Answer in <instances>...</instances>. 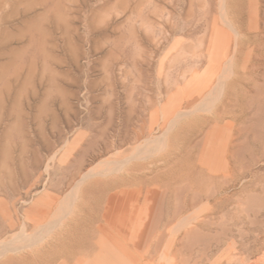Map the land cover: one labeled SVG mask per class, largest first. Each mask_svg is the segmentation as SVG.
<instances>
[{"label": "rangeland", "instance_id": "1", "mask_svg": "<svg viewBox=\"0 0 264 264\" xmlns=\"http://www.w3.org/2000/svg\"><path fill=\"white\" fill-rule=\"evenodd\" d=\"M249 1L251 34L231 61L220 0H0V206L66 199L44 238L87 200L67 172L120 175L180 151L186 134L212 152L133 186L118 229L79 253L66 235L54 264H264V0ZM18 217L1 249L27 241Z\"/></svg>", "mask_w": 264, "mask_h": 264}, {"label": "bare ground", "instance_id": "2", "mask_svg": "<svg viewBox=\"0 0 264 264\" xmlns=\"http://www.w3.org/2000/svg\"><path fill=\"white\" fill-rule=\"evenodd\" d=\"M219 4L221 7V12L225 17L224 22L231 27L232 31L235 32V36L230 35L228 38L229 45L233 37L235 40L234 56L230 59L231 61H233L237 57V54L240 51V46L241 45L243 46L244 44V43L241 44L244 40L241 38L243 37L242 34L247 36H250L248 34H251L247 31L246 20H245L246 15L250 10L249 9L250 1L220 0ZM228 56H229V52L226 49L224 50V53L221 55V58L222 57L226 58ZM235 67L238 66L236 65ZM238 70H235L234 68L233 72L234 73L235 71L238 72ZM231 74L229 73L228 75ZM222 76H224V74H222ZM185 115L186 113L178 112L175 116V119L172 121L178 123L185 122L184 119L185 120L187 119V116L186 118H184ZM202 120L209 123V120L207 119H202ZM186 121L189 124H193L190 123L191 120L189 122L188 120ZM182 126L184 125L182 124ZM185 127L186 128L184 129H187V124ZM191 130L192 128L190 129V131ZM186 136L188 140L186 142L188 143H185V146L180 148L181 149L180 151L171 152V154H169L168 156L166 155L160 156L158 158L153 159L150 163L132 162L127 165L125 164L124 166H122L124 170L122 171L121 174L119 173L120 175H114L116 174L114 172H116L117 170H110V169L104 171L74 170L71 173L67 172V174L70 176L68 182L69 185L71 184L74 185V188L79 192V194L80 193L84 194L87 200L85 199V202L84 200H82L81 204H76L77 205L76 208L74 207V209L71 211L72 216H70L67 222L63 224V226L58 230V232L54 236L52 237L50 236L51 238L49 237L44 238V235L49 230H52V226L49 225V223L51 222L52 218L53 219L55 218L54 216H56L58 213L64 210L66 199H60V197L55 195L54 193L51 194L48 193L46 199L40 198L33 205L27 208L18 209V207L16 208L15 204H13V207L11 206L12 209H10L5 205L0 206V212L3 216V220L5 221V223L0 221V236H2L5 231H9V230L15 231V229H17L18 227L17 225L19 224L18 216L20 212L22 213L23 220L20 223L21 225H19L20 226L19 229L24 235L26 234L27 236L26 242H20L18 241L20 239L19 235H14L8 243L4 244L2 249L0 248L1 249L0 264H54V262H56V259L58 258L59 255V251H57L59 249L58 245L61 244V242L63 241L64 242L62 244L66 242V235H68V238H70L69 239L70 245L73 251L75 252L79 253L83 250H88V249L92 250L93 248H95L98 240L97 236H99L100 234L106 235L109 232L108 231L109 228L112 230L118 229L120 225H122V223L124 222V220L119 219L121 217L119 213L127 215L128 208L120 209V203L124 201L125 197H129L131 195L130 190L133 186L136 185L147 186L151 184H160L162 183L160 182L161 177L166 176L167 174H173L175 170H179V169L182 170L183 166L192 165V162H194L195 165L201 154L204 153L207 154V152L212 153L211 149L208 150L207 152H204V149L201 150L202 148L201 143H198L196 145L194 144L195 146L192 145L194 147L190 148L189 142H192L191 141L192 135L189 134L188 136L186 134L185 137ZM161 164H165L166 167H163ZM188 170H193V169L191 167L188 168ZM211 170H215L214 165L211 167ZM149 173L153 174V176H150ZM14 174H15L14 171L5 172V178H7V180L9 181L8 184L5 181V186L13 194H15L16 191H18L16 189V185L14 184L15 182L13 183L15 178ZM65 182L66 179L62 178L57 183H51V185L53 189L56 190V193H60V191L63 190ZM95 191L96 193L93 195L92 193H94ZM0 203L4 204V201L2 200ZM105 238H108V236ZM40 240H42V242ZM38 241H40L41 243L37 244ZM103 251L106 252L104 249ZM75 256L77 257V255H74V257ZM71 258L68 259L70 260ZM67 263H69V261Z\"/></svg>", "mask_w": 264, "mask_h": 264}, {"label": "crops", "instance_id": "3", "mask_svg": "<svg viewBox=\"0 0 264 264\" xmlns=\"http://www.w3.org/2000/svg\"><path fill=\"white\" fill-rule=\"evenodd\" d=\"M165 220H162V222H164ZM168 222H170V221H168ZM142 264H144V263H142Z\"/></svg>", "mask_w": 264, "mask_h": 264}]
</instances>
